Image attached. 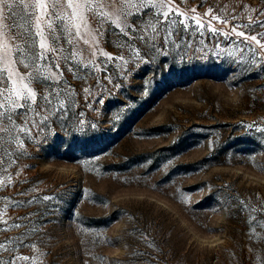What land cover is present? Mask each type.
<instances>
[{"label": "rangeland", "instance_id": "374dc122", "mask_svg": "<svg viewBox=\"0 0 264 264\" xmlns=\"http://www.w3.org/2000/svg\"><path fill=\"white\" fill-rule=\"evenodd\" d=\"M146 5L0 122V261L264 264V0Z\"/></svg>", "mask_w": 264, "mask_h": 264}, {"label": "snow or ice", "instance_id": "6c2138e0", "mask_svg": "<svg viewBox=\"0 0 264 264\" xmlns=\"http://www.w3.org/2000/svg\"><path fill=\"white\" fill-rule=\"evenodd\" d=\"M145 6H147L146 0H140L138 5L134 4L133 0H0V96L4 97V101H0V107L4 109L0 111V122L6 118L11 123L13 120L11 113L18 109L30 108L29 101L36 104L37 108L40 107L37 91L33 86L35 85L36 89L50 88L51 85L46 82L51 80L52 76L43 75L36 61L47 62L49 52H59L61 48L57 45L65 33L69 37L66 40L68 44L74 46L82 41L93 48L95 55V46L92 42L96 37L92 35L93 31L97 35H102L104 24L108 21L121 26L122 31L129 29L128 17L133 15L130 9ZM18 15L19 23L14 19ZM163 15L167 18L169 13L164 12ZM212 19L215 20L217 17L213 16ZM179 23L183 24V20ZM237 27L231 29L237 37L255 41L264 51V43H261L256 36H245L244 32L237 31ZM124 34L127 35V32ZM37 37L40 52L31 53L33 58L26 63L28 59L26 53L31 45L37 42ZM72 55L75 56V53ZM29 68L33 70L27 71ZM42 80L44 83L41 82ZM40 98L47 100L42 94ZM7 130V127L0 123V132ZM20 226L14 225L16 228ZM3 247V243L0 242V248ZM16 259L28 260L29 257H16ZM0 264H13V261L11 259L0 261Z\"/></svg>", "mask_w": 264, "mask_h": 264}]
</instances>
